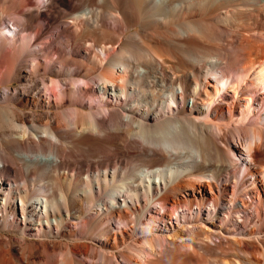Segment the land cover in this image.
Listing matches in <instances>:
<instances>
[{"label": "bare ground", "instance_id": "6f19581e", "mask_svg": "<svg viewBox=\"0 0 264 264\" xmlns=\"http://www.w3.org/2000/svg\"><path fill=\"white\" fill-rule=\"evenodd\" d=\"M81 1L67 54L86 73L27 60L58 79L25 103L73 107H0V264H264V0ZM13 25L5 46L27 47Z\"/></svg>", "mask_w": 264, "mask_h": 264}, {"label": "rangeland", "instance_id": "374dc122", "mask_svg": "<svg viewBox=\"0 0 264 264\" xmlns=\"http://www.w3.org/2000/svg\"><path fill=\"white\" fill-rule=\"evenodd\" d=\"M42 1L43 3L41 2V0H0V27L2 23L4 22V20L8 26H11L12 24H14L13 25L14 27L18 26V28L20 29L21 28L24 29L25 27L26 31L25 30L24 31L27 32L28 37L30 38L29 45L28 44L26 45L29 48H27L25 47L24 44L22 46V44L18 43L19 41L16 38L14 39L16 40L14 44L15 46L14 45L5 46L6 39L2 35L0 36V107L14 106L19 110V112L22 115H24L25 118L27 119L35 118L36 120H41L42 122H45V120L48 119V117L49 118L54 117L55 120L58 119L57 114H60V112H63L64 111L63 109L66 110L67 107L69 108L73 107V104L67 102V104L64 105V106L68 105L66 108L63 107L61 110H56L55 103H54L55 100L52 96L49 100L50 101L49 108H47L48 104L46 103L42 105L44 107L41 106L40 108H37V109L32 107V105H30L29 103L27 104L25 103V100L33 96L36 99L39 98L41 100H44L45 96L43 93V86L41 83V79L46 78L45 81L47 82L48 85H50L51 80L58 79L55 77V75L53 74L50 75V73L44 71L45 60L40 54H39L40 56L37 58L35 62L36 64L34 63L36 68L34 67L33 71L32 69L30 70L29 68H27V65L29 64L28 61H30L31 59L29 57V54H30L29 51H33L34 49L35 50L38 49L41 52L45 51L44 53H47V54L50 53L48 56L49 58L51 54L56 53L55 55H57V57L50 58L51 62H53V59H54V61H57L58 63L59 60H61L60 58L64 60H66L67 58V61H69L70 64L72 63L71 64L72 66L74 65L73 62H78L77 64L80 66L78 68L79 70L77 71L78 72L77 74L82 75L86 72H84L85 67L82 64H80L79 55L78 56L73 55L69 57L67 53L69 52L68 51L70 49L69 47H71V49L73 48L72 46L75 43L74 39L76 40L79 36H81L83 32H85V30H83L84 29L83 27H82V31L79 30L78 29L79 26L75 24L76 22H73L71 18L74 16V14H76L80 10L81 8L80 2H82L81 0H64L63 3L60 2V0H48L47 2L46 0H42ZM199 18L201 20L202 16L199 13H194L191 15L190 19L198 21ZM72 22L75 25H77V29L80 32L76 31L77 29H74L76 27H72V26H75L73 25ZM206 25L209 28H213V29L221 28L222 30H226V31L229 30V28L224 25L216 26V23L213 22L212 20H210L209 24H206ZM58 28H60V30H58ZM61 28H64L63 31L61 30ZM71 28H73L74 31ZM79 28L81 29V27ZM262 28L264 29V25ZM70 30H72V33ZM66 31L70 34L69 35L65 34L67 33ZM75 31L78 33H76ZM73 32L75 35L73 34ZM76 34H79V35H76ZM96 35H97L96 38L98 40H102L103 43L100 42L101 44H104V42L105 43L109 42V39H107L106 37L104 38L102 34L97 33ZM88 38L86 39L90 41L91 38L90 39ZM48 57L47 59L49 60ZM25 69H27L28 71ZM24 77H26L25 80H23ZM59 80L62 81L63 77L59 78ZM68 84L69 82L67 80L63 84L64 86L62 87V89H66L68 91L69 90ZM229 94L231 95L232 93L229 92ZM68 95L71 96L70 93ZM41 104H43V102H41ZM69 105H72V106H69ZM85 111L87 112L88 110H85ZM33 114L35 115L34 117L32 116ZM105 161L106 159H98V160L96 159L94 161L88 162L90 165L86 164L87 166L86 170L90 171V167L92 165V172L90 171L89 172L90 174H95L97 172L103 171L105 170L106 167L109 166V165H106ZM109 161H111V163L116 164L115 165L116 167L113 166L114 168L121 167V168L126 169L132 166L133 164H135L134 161L130 159H124L123 157L122 158L117 157V159L111 157L109 158ZM79 163L84 164V161L83 162L81 161ZM79 163H76V164H79ZM102 164H103V167L100 170L99 166ZM77 166L78 165H76V167ZM28 240L32 241L35 239L28 238ZM212 242L217 244L218 245L217 249L224 251L226 256L229 258H238L242 260L248 258V256H246L245 254L241 253L240 251H237V248L235 247L231 246V248L228 249L229 244L225 241H222L220 239H212ZM218 242H221V243L218 244ZM37 256L38 255H35V257ZM170 258H172L171 259L172 261L170 260ZM181 258L182 257L178 259V257L171 256V257H166V260H170L172 263L176 261L175 264H181V263L190 264V262H192V264H202L201 262H198V260L191 261L189 257H184L183 261L180 262ZM166 262H169V261H166ZM24 263L25 262L21 264H24Z\"/></svg>", "mask_w": 264, "mask_h": 264}]
</instances>
